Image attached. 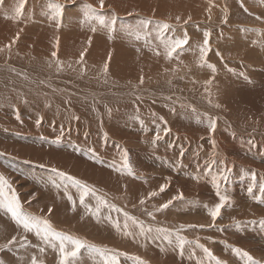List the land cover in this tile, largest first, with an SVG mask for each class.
Wrapping results in <instances>:
<instances>
[{
	"label": "bare ground",
	"instance_id": "1",
	"mask_svg": "<svg viewBox=\"0 0 264 264\" xmlns=\"http://www.w3.org/2000/svg\"><path fill=\"white\" fill-rule=\"evenodd\" d=\"M59 2L0 0V154L5 155L4 159L0 155V175L8 181L25 213L39 215L58 232L65 233L61 229L67 227L87 232V239L104 242L127 254L139 253L135 242L144 245L146 239L150 242V236L154 240L161 238L162 244L155 241L157 248L141 257L161 259L163 249L171 257V247L188 248L195 240L184 237L182 241L141 228L90 193L81 205L84 190L57 173L108 191L118 189L123 195L129 189L136 193L131 200L137 202L141 199L138 192L144 190H138L142 186L139 182L150 184L158 177L152 171L150 177L136 178L129 157L127 167L120 164L124 154L119 140L126 132H134L135 139L144 142L152 154L163 148L171 151L170 145L185 146L180 155L191 161L188 166L183 159L179 162L181 172L176 173L171 188L165 187L162 198L178 192L174 186L181 184L185 191L179 193L192 195L199 203L209 193L205 184H200L206 181L194 175L197 164L205 162L201 158L210 159L212 169L221 166L225 157L252 164L259 156L257 160L264 161V124L262 128H249L254 121L264 122V0H243L241 4L235 0H103V6L100 0ZM21 4V15H17ZM73 5L81 6L79 10L71 9L75 16L67 10H63L66 15L57 11ZM162 24L170 28L165 32ZM205 32L209 33V50L202 60L200 48L204 46ZM185 33L188 43L178 50L183 54L166 58L161 40L183 39ZM134 49L147 52L135 54ZM53 52L57 53L55 58ZM85 61L92 66L98 63L101 68H93ZM106 62H110L107 72ZM141 78L148 81L144 86L140 85ZM134 85L138 89H129ZM104 86L110 90L96 92ZM156 87L159 93L152 92ZM145 88L150 96L137 100V91ZM219 104L223 107L219 108ZM236 114L243 117V126L232 123L239 118ZM213 120L214 132L209 127ZM225 123L229 131L223 129ZM194 154L199 158L196 165ZM12 158L33 167L8 162ZM202 171L199 173L207 176ZM257 178L262 184V174ZM21 184L25 187L19 189ZM11 194L5 187L4 196ZM30 204L31 208H27ZM246 216L240 213L218 223L243 222ZM208 221L211 225V218ZM13 236L16 242L26 243L9 252L16 264L26 263L18 261L25 259V252L38 262L49 258L52 261L48 264H58V248L44 243L34 233H26L10 214L0 210V245H6ZM224 244L221 253L227 256H216L215 251V256H209L195 249L199 255L193 264H251L235 249L247 252L256 264H264V231L232 236L227 251ZM40 248L44 251L37 257ZM179 250L175 252L183 253ZM4 257L1 260L0 256V264H6ZM161 260L170 262L169 257ZM87 262L104 264V258L89 248L82 249L75 264Z\"/></svg>",
	"mask_w": 264,
	"mask_h": 264
},
{
	"label": "rangeland",
	"instance_id": "2",
	"mask_svg": "<svg viewBox=\"0 0 264 264\" xmlns=\"http://www.w3.org/2000/svg\"><path fill=\"white\" fill-rule=\"evenodd\" d=\"M59 1H60L59 3H62V1L67 2L68 0H59ZM235 1L238 4H241V2L243 3V0H235ZM108 7H110V6H107V8ZM72 8H74L73 10H79V9H81V6L73 5V6L68 7V8L67 7H61L57 11L65 14L63 12V10H67L69 13L73 14L71 12ZM117 10H119V7L117 8ZM143 24L146 25L145 23H143ZM175 34L176 33H173L172 35H175ZM141 50H144L145 52H147V49H141ZM141 50L140 49H134L133 52L135 54H140ZM85 63L87 65L93 67V68H98V67L101 68L98 63H96V65H93V66L90 63H88L87 61H85ZM109 63L110 62H106L105 65H109ZM147 82L148 81H145V82L141 83L140 85L144 86V84ZM220 83H221V86L223 87L221 81H220ZM138 87L139 86H136V85L129 86V89L136 90V89H138ZM101 90L102 91H108V90H110V88L104 86L102 89H100L96 92H100ZM137 92H138L137 93L138 96L136 97L137 100H145L150 96L149 95L150 91H149V89H146V88L143 90L137 91ZM152 92H154V93L158 92L159 93L160 92L159 87L154 88L152 90ZM108 97H109V95H108ZM220 107L222 108L223 106L219 104V108ZM230 113L231 112L227 113V119H228ZM236 115L239 116V118L236 122H232V123L235 124L236 126H243V122H244L243 117L238 115V114H236ZM263 124H264V122H255L254 121V122H252V125L249 126V128L250 129H253L255 127L262 128ZM223 129L226 131H229V126H227V124L225 123L223 125ZM135 137L136 136H135L134 132H132L131 135H129L126 132L125 137H123L122 140H119L118 145L123 150V154H124V158L119 161V162H121L120 164H124L125 154H127V158L129 157L128 159L132 162L131 168L133 169V172H135L134 176L136 178L138 177V179H144L145 177H150L153 172H154L153 175H157V177H158V178H155V180L153 182H151L150 184H149L150 181L149 182H139V184H141L142 186H139L138 190L144 189V190H142L143 192L141 194L139 192L137 194L138 197L141 196V199H139L137 202H135V200H134V202H133V200H131V199L136 196V193L133 192V194H132V191L129 189L127 190V193L123 195V194H120L118 192V189L108 191V190H105V189L98 187L96 184L86 183V182L81 181V180H79V181L81 182V184L87 185L88 189L92 190V192L95 193V196L97 199H100V200L103 199V200L107 201V206H111V207H113V209H116L115 210L116 213L119 214L120 216L123 215L126 218L127 217L135 218V220L137 222L135 224H137L138 226L142 225L143 227H145L147 229H151L152 231H155L158 234L160 233V234H164V235H169V236H173L174 238L177 237V238L182 239V241H184V237L188 238V240L190 238L192 240V242H193V240H195V244L194 245L191 244L188 246V248L185 247L183 249L178 248V247H180V245H178V246L174 245L175 247H171V248H172V253H175V254L171 253V257H170V252L163 249V255H162L161 259L162 258H168V257L170 259V262H165L164 260L162 261L160 259V257H158V256H153V257L147 258V259H144L143 257H141L144 255H148L147 254L149 252L148 250H155L157 248L153 245V243L155 241L158 244H162L161 238H157L154 240L150 236L149 237L150 242L146 239V242L144 245L140 244L139 242H135L136 246L138 244L137 248L139 250V253H131V254L128 253L127 254V251H124V250L120 251L118 248H117V250H115L114 246L113 247L110 246L111 248H109L108 245L105 244L104 242L98 243L96 241L87 239L86 238L87 232L83 233L80 231H74L72 228L67 227L65 229H61V231L64 230L65 233H62L60 231H59V233H62V235H67V236H69V234H70L71 237L79 239V240L85 242L87 245L94 246L95 248H98V249H108L109 250V256H114L116 258L117 264H120V262H122V264H139V262H142V264H178V262L176 261L177 255L179 257V258L177 257V259L180 260V264H189V260H190V264L191 263L193 264V262H194L193 260H196L198 255H199V254L197 255L198 252H196L195 249H199V251H201V252H206L205 249H207L208 252H210L214 256L216 254V256L224 257L227 255H223L221 253V248H222L221 244L225 243L224 247H225V250L227 251L226 245H228L229 240L232 239V236L234 238L239 233H244V236H249L251 234L260 233V232L264 231V224L260 223L261 221H264V192L261 191V188L264 187V161L259 162V160H257L259 156L255 157L253 159L252 164L250 162H247V161L227 159L225 157L221 161L222 165L216 169H212V167H210V165H211L210 159L206 160L204 158H201L205 162H203V164L201 163L202 165L197 164L198 168L196 166V171L198 174L194 173V175L196 174L195 177L197 176L196 177L197 179H202V182L204 180L206 181V183L205 182L200 183V182L196 181L200 184H205L204 187L209 192L205 195V200L204 201L201 200L203 202L197 201L199 203H196L195 202L196 199H194L192 197V195H183L182 193H179V191H183V190L185 191L184 187H183V190L181 189L182 188L181 184L179 186H174V188H176V191H178V192H174L169 197L163 199L162 195L166 192H165V190L163 192L160 191L161 186L162 185L164 186L166 184L165 187L166 186L168 187L170 185V188H171L172 184L174 182L172 180H174L176 173L178 172L180 174V172H181L179 162H183V160H184L186 165L188 166V162H190L191 159H190V157L187 159H184V154L180 155V153H181L180 151H184V147H185V146L181 147V144H180V147L177 145H170V147H172L171 151H169L170 149H168V148L167 149L163 148L159 152H157V153L154 152L152 154V152L150 153L148 147L145 146V143L142 142L140 139H135ZM162 147H164V146H162ZM112 152H113L112 149L108 150V153L111 155H112ZM95 154L98 155L97 153H95ZM0 155H1L2 159L5 158V155H3V154H0ZM99 155H101V154H99ZM111 155H107V157L112 159ZM195 155L196 154H194V156ZM194 156L192 159L194 160V158H195L194 163L196 165V160L199 158H196V156L195 157ZM104 157L107 158L106 156H104ZM17 159L18 158H12L8 162L14 161V162H18V163H25V164L29 165L30 167H33L32 165H30L29 162L23 161L21 159H18V160ZM224 161H226V162H224ZM222 162H224V163H222ZM253 164L256 165V168H253V166H254ZM260 164H262V165H260ZM171 168H173V169H171ZM202 169H207V171H202ZM165 171H166V173H165ZM200 171H202V173H206L207 176L204 177L203 174L199 173ZM261 171H263V173H261ZM200 174L202 175V177H200ZM259 174H262V179H263L262 184L259 182V180L257 178ZM136 175H138V176H136ZM148 175H150V176H148ZM162 175L167 180H165V178ZM31 176H34V175L31 174ZM208 177H210V179L212 178L211 180H213L214 182L209 180ZM17 178L15 180V184L18 185L20 181H19V178L18 179ZM179 178H180V176H179ZM193 179H195V178H193ZM190 181L192 182V180L189 179L188 183L193 185V182L191 183ZM207 181H208V183H207ZM11 184H13V183L11 182ZM22 185L23 184H21V186ZM221 185H222V187H221ZM21 186H19L18 188L20 189V188L25 187L24 185L22 187ZM78 188H80V187H78ZM249 189H251V192L249 191ZM19 191H21V190H19ZM98 192L101 194H98ZM218 192L221 195L227 196L229 198V202L227 204H225V206L221 209V215L217 218V220L214 223L211 219V225H210V224H208V223H210L208 220L211 217L208 215L207 211L210 208L214 207L215 204H217L219 202L218 197H217ZM17 193H19V192L17 191ZM152 193H155V195H151ZM181 194L183 197L182 199L179 198L181 196ZM208 194H209V196H208ZM120 195H122V196H120ZM206 196L208 197V199L206 198ZM174 197L176 199H173ZM107 198H109V200H107ZM70 199H72V198H70ZM141 200H143L144 203H141ZM170 200L172 201V203L168 206V208L160 210L161 206ZM25 202L29 203V201H25ZM209 202H212L215 204H212ZM205 205H207L208 207L206 208ZM27 208H31V204ZM196 209H197V211H196ZM204 209H206V210L203 212ZM149 213H151L152 215L150 216ZM240 213L248 214V216H250V214L252 213V217L248 218V216H246V219L243 222H234V223H231L230 225H227L228 224L227 222L224 225L218 223V220L226 221L229 218H232L236 214H240ZM125 214H127V216ZM153 216L155 217L154 219H153ZM36 217H39V215H37ZM222 217H224V218H222ZM129 220H131V219H129ZM235 221H237V220H235ZM51 226H52V224H51ZM230 227H235V228H230ZM52 228L54 230H56L55 226H52ZM209 228H211L212 231H209ZM229 228L231 229L230 231L229 230H228V232L225 231L226 229H229ZM157 229H163L164 231H157ZM56 232H58V231L56 230ZM203 233L205 235H203ZM212 233H215V236ZM209 234L210 235L212 234V235L210 236ZM137 236H140L139 233L137 234ZM226 236H229L228 237L229 240L227 239ZM204 239H206V240H204ZM206 241H207V243H206ZM219 243H221V244L219 245ZM7 244H8V242L6 243V245ZM23 244H26V243H22L20 241L19 243L16 242L14 244H10V245L8 244L7 247H5V244L0 245L1 260L3 259L2 256L5 255L4 260H5L6 264H16L15 262H13V259H14L13 255L9 252H10V250L25 247V245H23ZM174 248L176 250L180 249L181 251L180 250L179 251L183 252V253H179L178 251L176 253ZM84 249H87V247ZM89 249H91V248H89ZM134 251H136V250H134ZM214 251L216 252L215 254H214ZM208 252H206V253H208ZM217 252L219 254H217ZM6 253L8 255H6ZM185 253H186V255H185ZM41 254H43V253L40 251H37V257H40ZM159 254L161 255V253H159ZM30 255L31 254L27 255L25 252V254H24L25 259L20 258V259H18V261L21 262V259H22L24 261L26 260L25 261L26 263L25 262H23V263L31 264V258L32 257ZM195 256H196V258H195ZM186 258L188 260H186ZM15 261H17V258L15 259ZM50 261H52V260H50L49 258H47V261L45 259L41 258V259H39L38 264H48ZM55 263H57V262H55ZM88 263L89 262H87V264ZM58 264H59V262H58Z\"/></svg>",
	"mask_w": 264,
	"mask_h": 264
},
{
	"label": "snow or ice",
	"instance_id": "3",
	"mask_svg": "<svg viewBox=\"0 0 264 264\" xmlns=\"http://www.w3.org/2000/svg\"><path fill=\"white\" fill-rule=\"evenodd\" d=\"M101 6H103V0H100ZM23 7V4H21L20 8L16 9V14L21 15V9ZM161 29L164 30L165 32L170 28V25L168 24H162L160 25ZM209 33L205 32L204 37L205 39L203 40V47L200 48V58L203 60L205 57L206 52L209 50L208 49V40ZM18 39V37H17ZM188 36L187 33L184 34L183 39H167L161 40V44L164 47V54L166 58L171 59L173 58L174 55L179 56L182 55V50L184 46L188 43ZM57 47H58V42H57ZM156 55H160L159 52H156ZM52 56L55 58L57 56L56 52L52 53ZM84 53H81V60L83 59ZM59 67V64H58ZM215 71L214 66L209 65ZM105 72H107V65H105ZM141 83H143V78H141ZM210 131H215L216 128V122L213 120L210 123ZM159 137L157 136V139ZM125 166H128V161H127V154H125V161H124ZM54 172H56V169H53ZM60 177H63L66 180L72 181L74 184H76L78 187L84 190V194L81 195L80 197V203L81 205L84 204V200L86 196L91 193L95 195L92 190L88 189L87 185L81 184L79 180L74 179L71 176H67L63 172H58L57 173ZM5 187L8 188L10 192H12L11 196H4V190ZM165 190V186H161L160 191L163 192ZM251 192V189H249ZM261 191L264 192V187L261 188ZM151 195H155V193H152ZM217 197L219 202L215 204L213 208H210L208 210V215L211 217L213 223L217 220V218L221 215V209L229 202V198L225 195H221L219 192L217 193ZM179 198H183L182 194ZM173 199H176L175 197ZM101 204H104L107 206V201L101 199L100 200ZM141 203H144L143 200H141ZM172 203V201H168L167 203L163 204L161 206L160 210L168 208V206ZM207 208L208 206L205 205ZM0 210L5 211L6 213L10 214L11 218L13 221L21 228L24 229L26 233H34L38 238L41 239L44 243L49 244L51 247L58 248V253H59V264H75L76 261H78L81 250L84 248H91L93 251L97 252L99 255H101L104 258V264H117L116 258L114 256H109V250L108 249H98L95 248L94 246L87 245L85 242L73 238L71 236L67 235H62L59 232H56L51 224L47 220H43L39 217L32 216L28 213H25L22 210V205L20 203L19 198L15 194L14 191L11 190L10 185L8 184V181L0 175ZM116 210V209H114ZM99 212V209H97V213ZM127 216V214H125ZM151 216L152 214L149 213ZM128 219H131L133 223H137L135 218L133 217H127ZM155 217L153 216V219ZM261 224H264V221L260 222ZM127 227V225H125ZM141 228H143L142 225H140ZM183 227V226H182ZM148 231H151V229H148ZM157 231H164L163 229H157ZM25 240L27 239L26 237L24 238ZM53 241H58L57 243H53ZM16 243V237L13 236L11 240L8 241V244H14ZM70 245V247H69ZM7 247V245H5ZM44 249L40 248V252H43ZM206 252H208L207 249H205ZM235 252L238 253L239 255L243 256L246 258L251 264H256L255 261H253L252 257L247 253L243 252L240 249H235ZM208 255L211 256L212 254L208 252ZM138 259V258H137ZM31 264H38L37 258L33 256L31 258ZM139 264H142V262H139ZM217 264H219V261H217Z\"/></svg>",
	"mask_w": 264,
	"mask_h": 264
}]
</instances>
